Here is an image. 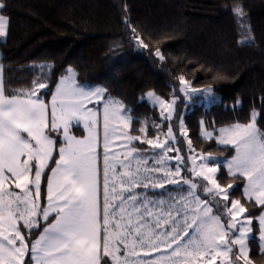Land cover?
<instances>
[{
  "label": "snow or ice",
  "instance_id": "obj_1",
  "mask_svg": "<svg viewBox=\"0 0 264 264\" xmlns=\"http://www.w3.org/2000/svg\"><path fill=\"white\" fill-rule=\"evenodd\" d=\"M7 7L0 0V37H6L10 27V18L2 14ZM231 11L241 24L242 5ZM135 39L147 47L139 35ZM241 43L251 45L253 40ZM155 54L164 60L159 49ZM67 72L51 96L50 120L49 105L41 98L47 84L34 80L30 89L6 94L0 78V264H26V256L34 264H252L251 213L240 219L248 209L240 199L231 198L239 186L221 185L217 174L222 164L211 154H190L189 167L175 146L179 144L171 123L175 99L169 102L147 92L148 100L161 109L168 130L161 140L162 125L154 123L157 134L148 138L145 124L138 130L141 135L133 136L128 131L133 118L119 100L110 96L105 100L106 88L77 84L74 70ZM179 80L180 91L189 99L201 91L192 89L183 75ZM203 94L215 102L211 87ZM93 101L103 102L102 180L99 111L88 107ZM259 115L253 109L248 123L220 128L217 143L234 147L235 156L224 162L227 175L246 181L243 196L264 206V129L258 127ZM80 124L87 132L82 138L72 132ZM178 126L186 138L182 119ZM203 135L211 139L213 133ZM116 141L121 142L119 151L113 149ZM136 141L160 151L149 155ZM188 151L195 152L191 140ZM173 159L175 165L169 166ZM50 161L55 167L49 168ZM150 161L154 166L149 167ZM45 177L47 203L42 205ZM166 185H176L178 195L172 196ZM156 189L165 191L157 194ZM166 194L167 200L150 198ZM41 218L47 226L29 244L21 222L31 235L42 227ZM258 220V246L264 255V211Z\"/></svg>",
  "mask_w": 264,
  "mask_h": 264
},
{
  "label": "trees",
  "instance_id": "obj_2",
  "mask_svg": "<svg viewBox=\"0 0 264 264\" xmlns=\"http://www.w3.org/2000/svg\"><path fill=\"white\" fill-rule=\"evenodd\" d=\"M5 2L8 7L2 14L10 18V27L7 36L0 37V66L6 94L28 90L34 80H39L48 85L41 90V98L49 103L58 81L72 68L78 84L102 86L107 89L105 99L110 96L122 102L125 112L133 118L130 128L133 136L141 135L139 128L147 124L148 138L157 134L154 123L162 125L160 136L167 133L168 123L148 102L146 93L153 91L165 100L176 98L171 123L179 141L177 146L188 165L187 139L198 153L219 159L235 153L231 146H220L214 139L203 138V123L211 131L245 124L255 109L260 113L258 127L264 129V0ZM237 5H242L245 13L241 24L231 11ZM136 35L147 47L140 46ZM248 39L253 40L251 45L241 43ZM157 49L164 60L156 56ZM181 75L194 88L211 87L215 102L206 107L200 96L186 102L180 91ZM180 119L187 139L180 134ZM73 131L77 136L84 135L80 126H74ZM134 143L149 148L138 141ZM53 156L58 159L55 152ZM54 166L50 161L49 168ZM46 174L50 175L48 169ZM217 178L221 185L239 186L231 198L241 200L248 209L247 216L251 213L250 258L254 264H264L258 246V217L264 207L243 196L245 181L229 177L224 166ZM46 191L45 177L41 183L42 205ZM46 225L42 222L39 231L34 230L31 235L23 227L21 230L31 244ZM25 260L26 264H32L28 256Z\"/></svg>",
  "mask_w": 264,
  "mask_h": 264
},
{
  "label": "rangeland",
  "instance_id": "obj_3",
  "mask_svg": "<svg viewBox=\"0 0 264 264\" xmlns=\"http://www.w3.org/2000/svg\"><path fill=\"white\" fill-rule=\"evenodd\" d=\"M72 69V68H71ZM74 70V69H73ZM74 73H75V78H76V72H75V70H74ZM68 75H69V73H68ZM191 84V83H190ZM99 87H102V86H99ZM182 87H183V85H182ZM191 88L192 89H197V90H201L200 92H197V93H195L193 96H192V98L193 97H197V96H200L201 97V100L204 102V104L206 105V107H209L213 102H212V98L211 97H207V98H205V95L203 94V90L204 89H206V88H202V89H199V88H194L192 85H191ZM153 92V91H152ZM155 93V92H154ZM156 94V93H155ZM183 94H184V96H185V99L187 100L186 102H191V99H189V97L187 96V95H185V93L183 92ZM157 95V94H156ZM157 96H159V95H157ZM160 97V96H159ZM161 99H163L162 97H160ZM146 99L148 100V98H147V96H146ZM173 99H175V101H176V98H172V99H170V100H165V99H163V100H165V101H171V100H173ZM117 100V99H116ZM148 102L152 105V106H154V107H156L160 112H161V109L159 108V106H157V105H154L150 100H148ZM122 103V102H121ZM187 103V104H188ZM175 109H176V103H175ZM125 111V110H124ZM103 112V111H102ZM125 114L127 115L128 113H126L125 112ZM233 125V124H232ZM227 126H229V125H227ZM223 127H226V126H223ZM131 128V127H130ZM220 128H222V127H220ZM220 128H218V129H216L215 131H211V130H208V129H206V127H205V125H204V123L202 124V137L203 138H205V139H208V138H206L204 135H203V133L206 131V132H209V133H213V136H212V138L211 139H214L216 142H217V139L219 138V129ZM128 131H130V129L128 130ZM131 134V133H130ZM132 135V134H131ZM160 139L161 140H163L164 139V135L163 136H160ZM187 139V138H186ZM208 140H210V139H208ZM187 142H188V139H187ZM121 142L120 141H116L115 142V148H116V150H118L119 148H118V145L120 144ZM220 145V144H219ZM176 147H178L177 145H175ZM220 146H231V147H233L232 145H220ZM118 148V149H117ZM234 148V147H233ZM148 149V153H149V155H151V153L153 152V151H155V152H159L160 150L159 149H156V150H152L150 147L149 148H147ZM120 150V149H119ZM235 150V149H234ZM181 155H182V153H180ZM197 155V154H201V153H198V152H193V153H189L188 154V156L189 155ZM203 154V153H202ZM235 154L236 153H234V155L233 156H235ZM175 155V153H169V156H174ZM204 155H207V154H204ZM183 156V155H182ZM187 156V157H188ZM213 156V155H212ZM232 156V157H233ZM214 157H217V156H214ZM232 157H230V158H224V159H220V161H221V164H222V166H224V162L226 161V160H230ZM218 158V157H217ZM175 163H176V161L173 159V160H171L170 162H169V166H174L175 165ZM200 163V160L199 159H197V164H199ZM152 166H154L153 165V163H152V161H150L149 162V167H152ZM191 166V161H189V167ZM225 167V169L227 170V168H226V166H224ZM245 183H246V181H245ZM184 188L186 189L187 188V186L186 185H184ZM166 189H168V190H170L171 191V195L172 196H174V197H176L177 195H178V193H177V191H176V189H177V186L176 185H166ZM156 190H159V189H156ZM18 191V190H17ZM143 191H145V190H143L142 189V192ZM148 192L149 191H153L152 189H148L147 190ZM163 191H165V190H163ZM141 192V193H142ZM184 195H187V193H186V191L183 193ZM151 197V196H150ZM163 199H166L167 200V194L165 195V196H163L162 197ZM253 201L255 202V200L253 199ZM264 207V206H263ZM263 211H264V209H263ZM262 213V212H261ZM260 213V214H261ZM245 217H248L247 216V212L246 213H244L243 214V216L242 217H240V219H244ZM259 221V220H258ZM42 222H45V221H43V219L41 218V220H40V224L42 223ZM21 227H23L22 226V222H21ZM23 232V231H22ZM250 235H251V233L249 234V238H250ZM27 237V236H26ZM248 246H249V241H248ZM153 255H157V254H153ZM26 258V257H25ZM249 258H250V248H249ZM251 259V258H250ZM252 261V260H251ZM218 264H219V261H218ZM252 264H254L253 262H252Z\"/></svg>",
  "mask_w": 264,
  "mask_h": 264
},
{
  "label": "crops",
  "instance_id": "obj_4",
  "mask_svg": "<svg viewBox=\"0 0 264 264\" xmlns=\"http://www.w3.org/2000/svg\"><path fill=\"white\" fill-rule=\"evenodd\" d=\"M67 76V75H66ZM0 78H2V81H3V84H4V72H3V69H2V67L0 66ZM61 80V79H60ZM59 80V81H60ZM59 81H58V83H59ZM75 81H76V83H77V80H76V78H75ZM57 83V84H58ZM78 84V83H77ZM57 86V85H56ZM93 87H95V86H93ZM56 88V87H55ZM55 92V89H54V91H53V93ZM52 93V94H53ZM52 96V95H51ZM105 100H107V99H105ZM48 105H49V120L51 119V97H50V101H49V103H47ZM88 107L89 108H93L94 110H98L99 111V117H98V126H97V132H98V138H99V145H98V156H99V163H100V167H101V180H102V168H103V102H100V103H97L96 101H93L92 103H90V104H88ZM80 127H81V129L84 131V135L83 136H77L75 133H74V131L72 130V132H73V134L75 135V136H77L78 138H82V137H84V136H86L87 135V132L84 130V128H83V124H80L79 125ZM26 135V134H25ZM113 149L115 150V151H119V149L118 150H116V148H115V144L113 145ZM50 163V162H49ZM55 167V166H54ZM46 171V170H45ZM51 174V173H50ZM137 191L138 192H142V189H137ZM144 192V191H143ZM142 192V193H143ZM46 196H47V191H46ZM150 198H162V197H150ZM40 203H41V201H40ZM46 203H47V201H46V198H45V204L44 205H46ZM53 216H54V214H53ZM50 218H52V217H50ZM47 226V225H46ZM45 226V227H46ZM22 231V230H21ZM42 231H43V229H42ZM41 231V232H42ZM39 236V235H38ZM38 238V237H37ZM36 238V239H37ZM35 241V240H34ZM32 264H34V262L32 261Z\"/></svg>",
  "mask_w": 264,
  "mask_h": 264
}]
</instances>
